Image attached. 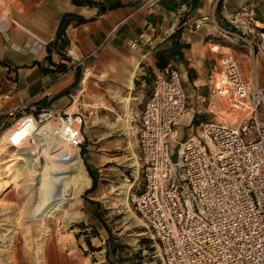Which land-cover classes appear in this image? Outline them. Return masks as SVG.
<instances>
[{
    "label": "built area",
    "instance_id": "built-area-1",
    "mask_svg": "<svg viewBox=\"0 0 264 264\" xmlns=\"http://www.w3.org/2000/svg\"><path fill=\"white\" fill-rule=\"evenodd\" d=\"M227 1L213 0L209 16L195 29L204 20L219 28L217 10ZM253 16L247 3L235 11L232 29L219 28L250 52L251 77L244 78L229 52L220 55L209 76L207 107L222 105L235 122H201L195 135L178 143L175 128L187 110V94L173 67L156 75L137 116L141 186L130 202L160 264H264V87L256 77V57L264 72V27ZM27 117L61 127L70 147L83 143L85 122L79 114Z\"/></svg>",
    "mask_w": 264,
    "mask_h": 264
},
{
    "label": "crops",
    "instance_id": "crops-1",
    "mask_svg": "<svg viewBox=\"0 0 264 264\" xmlns=\"http://www.w3.org/2000/svg\"><path fill=\"white\" fill-rule=\"evenodd\" d=\"M212 2L0 0V141L25 118L8 128L14 114L33 109L43 100L49 102L50 97L59 104H69L80 69L83 82L89 76L85 71L90 70L111 76L115 88L132 90L138 70L145 67L153 75L161 72L156 68L157 55L166 57L165 69L173 67L180 72L187 94V110L175 128L176 141L181 143L195 135L201 122L217 121L206 106L211 101L209 76L220 55L235 54L245 79L251 77L253 65L250 52L221 35L219 28L232 29L235 11L247 3L253 6L256 25L264 27V0H228L217 10L219 28L204 20L195 29L198 21L209 16ZM63 20L66 46L62 48L58 42L49 51ZM212 47H218L219 52L213 53ZM256 61L258 83L264 82L260 58ZM123 100H129V116L124 113L116 122L107 123L110 130L120 120L125 131L131 130L125 123L133 119L131 99ZM214 106L217 115L223 112L222 105L218 109ZM60 250L51 245L49 264H75Z\"/></svg>",
    "mask_w": 264,
    "mask_h": 264
},
{
    "label": "rangeland",
    "instance_id": "rangeland-1",
    "mask_svg": "<svg viewBox=\"0 0 264 264\" xmlns=\"http://www.w3.org/2000/svg\"><path fill=\"white\" fill-rule=\"evenodd\" d=\"M81 72L69 104H59L53 98L43 100L33 109L14 114L8 128L24 116L33 115L38 120L50 112L81 115L85 123L78 152L87 185L76 197L72 181L65 188L64 199L52 203L55 207L60 204L59 211L33 218L31 212L38 201L37 168L32 162L36 149L9 148L0 154V264H49L51 245L59 247L61 255L75 264H160L154 243L130 202V195L141 186L134 165L135 158L139 163L135 122L156 75L145 67L138 70L133 89L128 90L115 88L111 76L90 70L85 71L89 76L83 82ZM259 85L264 87V82L261 80ZM125 98L131 99V130L125 131L121 121L110 130L107 123L125 116L121 102ZM214 107L218 109L217 103ZM222 108L218 115L215 109L210 113L216 122H235V115ZM56 259L61 262L58 254Z\"/></svg>",
    "mask_w": 264,
    "mask_h": 264
},
{
    "label": "bare ground",
    "instance_id": "bare-ground-1",
    "mask_svg": "<svg viewBox=\"0 0 264 264\" xmlns=\"http://www.w3.org/2000/svg\"><path fill=\"white\" fill-rule=\"evenodd\" d=\"M217 105L219 104L217 103ZM123 107L126 111L125 113L129 116V100H123ZM220 116L224 118L222 115ZM133 121L134 119H132ZM125 123L126 127H129V121H125ZM218 123L223 122L219 121ZM15 126L9 129L7 131L9 133L0 141V154L9 148L15 150L26 146L36 149L37 155L35 158L39 161L34 158L32 162L37 168L36 179L38 186L36 188V198L38 201L31 213L33 218L45 217L51 210H60V204L55 207L52 203L56 200L64 199L65 188L71 185L72 181H74L72 193L76 197L81 195L87 185L79 152L77 148L68 145L61 133V127L56 128L52 121L40 125L26 116L20 125ZM6 141H8V144ZM12 143L19 144V146L13 147ZM134 165L139 170L136 158ZM68 192L69 188L66 189V196ZM125 206L129 209L127 203H125Z\"/></svg>",
    "mask_w": 264,
    "mask_h": 264
},
{
    "label": "trees",
    "instance_id": "trees-1",
    "mask_svg": "<svg viewBox=\"0 0 264 264\" xmlns=\"http://www.w3.org/2000/svg\"><path fill=\"white\" fill-rule=\"evenodd\" d=\"M64 26H65V23H64V20H63L62 23H61V26H60V28L58 30V34H57L56 40L53 43H51V45H49V47L47 48L49 51H50V48L55 47L58 44V42H59V44H60V46L62 48L64 46H66L67 42H66L65 37H64ZM156 58H157L156 68H157V70L162 71L167 66V59L163 55H157ZM77 78H78V75H77ZM143 79L146 80L145 78H143ZM147 83H148V81H147ZM85 167H86L87 171H89V168L87 166H85ZM96 206H97V204H96Z\"/></svg>",
    "mask_w": 264,
    "mask_h": 264
}]
</instances>
